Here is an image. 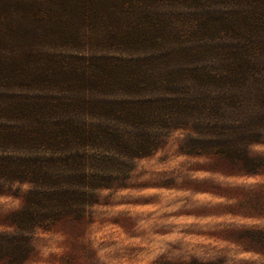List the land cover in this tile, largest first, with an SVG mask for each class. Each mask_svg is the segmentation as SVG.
Masks as SVG:
<instances>
[{
	"label": "trees",
	"instance_id": "trees-1",
	"mask_svg": "<svg viewBox=\"0 0 264 264\" xmlns=\"http://www.w3.org/2000/svg\"><path fill=\"white\" fill-rule=\"evenodd\" d=\"M176 132L215 172L264 169L248 152L264 144V0H0V196L21 199L0 262L132 187ZM246 232L264 257V229Z\"/></svg>",
	"mask_w": 264,
	"mask_h": 264
},
{
	"label": "rangeland",
	"instance_id": "rangeland-1",
	"mask_svg": "<svg viewBox=\"0 0 264 264\" xmlns=\"http://www.w3.org/2000/svg\"><path fill=\"white\" fill-rule=\"evenodd\" d=\"M181 138L172 134L136 161L132 187L104 190L81 219L34 233L22 264H260L264 257L251 251L246 230L264 229V169L253 176L215 172L212 159L177 153ZM248 152L264 155V144ZM20 204L0 196V230H10L4 216Z\"/></svg>",
	"mask_w": 264,
	"mask_h": 264
}]
</instances>
